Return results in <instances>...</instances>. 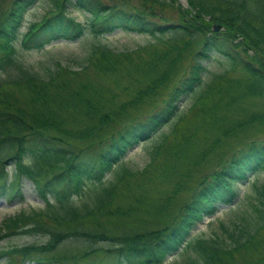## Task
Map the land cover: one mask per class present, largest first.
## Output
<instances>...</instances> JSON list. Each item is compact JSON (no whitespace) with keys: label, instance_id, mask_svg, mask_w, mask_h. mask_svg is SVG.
<instances>
[{"label":"trees","instance_id":"1","mask_svg":"<svg viewBox=\"0 0 264 264\" xmlns=\"http://www.w3.org/2000/svg\"><path fill=\"white\" fill-rule=\"evenodd\" d=\"M39 1L0 0V71L19 70L0 78V197L23 199L18 184L26 176L45 207L5 218L0 240L43 235L46 242L0 249V260L174 264L168 259L191 249L196 260L187 264H264V184L254 188L260 199L251 232L225 230L231 244L190 237L219 205L238 200L237 184L264 171V0H186L187 7L178 0H54L22 33ZM70 9L85 13V23ZM86 31L155 42L125 51L96 45L80 69L58 67L48 79L18 60L20 38L25 50H43ZM215 53L230 68L196 92ZM189 94L192 104L179 113ZM171 122L142 169L117 168L128 150ZM108 172L113 179L105 182ZM85 192L87 201L77 204ZM71 242L83 248L63 251Z\"/></svg>","mask_w":264,"mask_h":264},{"label":"rangeland","instance_id":"2","mask_svg":"<svg viewBox=\"0 0 264 264\" xmlns=\"http://www.w3.org/2000/svg\"><path fill=\"white\" fill-rule=\"evenodd\" d=\"M182 1L178 0L182 6ZM186 1V0H185ZM187 7V2L186 6ZM54 9V0H40L33 8H31L25 18V23L22 33H26L28 28L36 22L42 20L45 14ZM170 20L177 19V13L171 9L162 10ZM72 16L75 17L80 23H85L87 15L80 10L70 9ZM214 26V25H213ZM22 38L18 40V60L24 68L37 73L42 78L48 79L50 73L59 68L80 69L85 64V58L91 52V49L96 45L106 46L115 51L134 50L140 46L147 45L155 42L154 37L148 35H138L132 33H124L116 31L112 34L104 36H93L86 31L85 35L75 41L58 40L47 45L43 50H25L22 47ZM206 72L203 75L202 84L195 90L199 92L204 88L205 83L209 82L216 74L229 70L230 61L218 54H213L210 59L204 62ZM19 73V70L14 67L7 71H0V78H14ZM235 75L237 73H234ZM194 94H189L183 98L179 104L180 112L186 111L194 100ZM252 102L259 103V98H255ZM176 118L172 120L175 121ZM171 123L163 126L159 131L154 134L147 141H144L136 147L127 151L122 158L117 168L126 167L133 170L142 169L149 161V152L154 144H156L161 137L168 133L171 128ZM264 132V130H263ZM15 167H8L12 171ZM113 179V173L108 172L103 179L105 182ZM264 184V171L249 175V180L237 184L239 198L232 205H219L218 210L214 215L204 218L196 225L190 234L194 239H208L217 238L224 240L226 244H231L232 241L228 238L225 230L237 234V230H244L251 232L256 222L255 206H258L260 199L255 187ZM21 191L24 198L9 199L0 197V224L5 218L14 216L15 214L26 211L40 210L45 207L44 202L37 196L36 187L31 179L22 176L19 180ZM87 201V192L82 197L76 198L77 204H82ZM244 235V234H243ZM46 242V237L43 235H27L19 236L11 239L0 240V249L24 247L32 245H41ZM100 243L95 244L94 247H99ZM105 246V244L103 245ZM63 248V247H62ZM82 245L77 242L68 243L63 251L77 252L82 249ZM196 260V257L191 249L186 252L176 254L173 259H169V263L174 264H187L188 259ZM10 259V258H9ZM15 263L20 264V258L15 257ZM104 261L105 259L99 257L95 261ZM240 257L237 258V261ZM7 259H1L0 264H6ZM26 264H35L28 262Z\"/></svg>","mask_w":264,"mask_h":264},{"label":"water","instance_id":"3","mask_svg":"<svg viewBox=\"0 0 264 264\" xmlns=\"http://www.w3.org/2000/svg\"><path fill=\"white\" fill-rule=\"evenodd\" d=\"M182 4H183L184 6H186V1H185V0L182 1ZM212 29H213L214 32H219V31L222 30V28H221L220 25H214V26L212 27Z\"/></svg>","mask_w":264,"mask_h":264}]
</instances>
